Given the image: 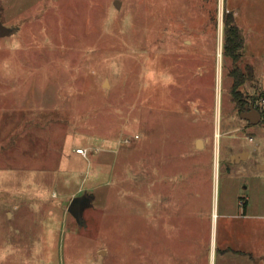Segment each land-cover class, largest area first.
<instances>
[{
	"label": "rangeland",
	"instance_id": "1",
	"mask_svg": "<svg viewBox=\"0 0 264 264\" xmlns=\"http://www.w3.org/2000/svg\"><path fill=\"white\" fill-rule=\"evenodd\" d=\"M0 19L17 26L0 36V264H253L231 256L249 245L264 264V173L245 219L251 171L228 161L264 163V0H0Z\"/></svg>",
	"mask_w": 264,
	"mask_h": 264
},
{
	"label": "crops",
	"instance_id": "2",
	"mask_svg": "<svg viewBox=\"0 0 264 264\" xmlns=\"http://www.w3.org/2000/svg\"><path fill=\"white\" fill-rule=\"evenodd\" d=\"M242 151H246V154H244V156L242 158L240 157L237 160H235L233 157V155H234L233 154L234 152H233V153H230L228 155L229 156L228 161L230 162L231 165H233L234 163L246 164L248 166L249 170L251 171L250 183L247 185V187L244 188L243 199L240 200V204L242 206V211H241V214H239V217L242 216L245 219H247L249 217L259 216V214L255 213V211H254L255 210L254 205L256 204L254 196H255V193L258 189L257 181L262 178V173H264V170L259 168L258 164H264V163L252 158L250 151L245 150V149H242ZM259 253L260 252L256 251V248L254 246L251 247L250 245L248 247H245V249L239 248V249H232L231 250V254H232L231 256L233 258H235L236 260L239 259L240 257L244 256V258H246V257L250 258L252 260L253 264H254L253 257H255V255L258 256ZM244 262L246 264L250 263L249 259L247 260V258L244 259Z\"/></svg>",
	"mask_w": 264,
	"mask_h": 264
},
{
	"label": "trees",
	"instance_id": "3",
	"mask_svg": "<svg viewBox=\"0 0 264 264\" xmlns=\"http://www.w3.org/2000/svg\"><path fill=\"white\" fill-rule=\"evenodd\" d=\"M223 22H224V44H223V48H224V53L225 55H229L232 57L233 61H237L240 57H241V49L243 47L244 44V38L243 35L241 33V29L239 28V26L235 23V18H234V14L232 11H228L224 14L223 17ZM238 69V68H237ZM246 70L248 73L249 77H253V68L251 65L246 64ZM234 74V81H233V94L236 95V97L238 95H240V91L239 88H237L240 84H242L244 82V78H242L243 76L241 75L242 73L240 72V70H235V72H233Z\"/></svg>",
	"mask_w": 264,
	"mask_h": 264
},
{
	"label": "water",
	"instance_id": "4",
	"mask_svg": "<svg viewBox=\"0 0 264 264\" xmlns=\"http://www.w3.org/2000/svg\"><path fill=\"white\" fill-rule=\"evenodd\" d=\"M17 30V26H6L2 23L0 19V36L4 35H11L15 33ZM241 116L245 119H248L250 123L254 124L259 122L262 119L261 111L251 107L249 111H242ZM201 140H197V144H200ZM246 154V151H241L235 153L233 157L237 160L238 158H242ZM258 167L264 170V164H258ZM93 200V195L87 194L86 192L79 195L74 196L69 204H68V211L76 218L77 222L83 223L84 220L82 218V210L85 206L91 204Z\"/></svg>",
	"mask_w": 264,
	"mask_h": 264
},
{
	"label": "flooded vegetation",
	"instance_id": "5",
	"mask_svg": "<svg viewBox=\"0 0 264 264\" xmlns=\"http://www.w3.org/2000/svg\"><path fill=\"white\" fill-rule=\"evenodd\" d=\"M241 91V90H240ZM238 101V105H240L241 103L243 104V110L242 111H249L251 107H255V103L252 102V101H248V98L246 96H243V92L240 93V96L238 99H234V102ZM258 109V108H256ZM259 110V109H258ZM240 111V113L242 112ZM261 111V110H260ZM261 115H262V118H263V113L261 111ZM245 119V118H244ZM246 121H248L250 123V121L248 119H245ZM198 145V144H197ZM242 150L240 151H237V152H234L233 154L235 153H238V152H241ZM235 159V158H234ZM231 160V159H230ZM236 160V159H235Z\"/></svg>",
	"mask_w": 264,
	"mask_h": 264
},
{
	"label": "built area",
	"instance_id": "6",
	"mask_svg": "<svg viewBox=\"0 0 264 264\" xmlns=\"http://www.w3.org/2000/svg\"><path fill=\"white\" fill-rule=\"evenodd\" d=\"M79 151L83 152V150H82V149H80Z\"/></svg>",
	"mask_w": 264,
	"mask_h": 264
},
{
	"label": "bare ground",
	"instance_id": "7",
	"mask_svg": "<svg viewBox=\"0 0 264 264\" xmlns=\"http://www.w3.org/2000/svg\"><path fill=\"white\" fill-rule=\"evenodd\" d=\"M214 214V213H213Z\"/></svg>",
	"mask_w": 264,
	"mask_h": 264
}]
</instances>
